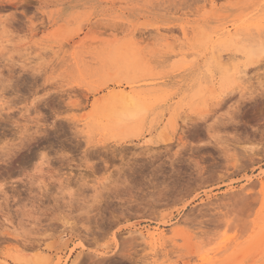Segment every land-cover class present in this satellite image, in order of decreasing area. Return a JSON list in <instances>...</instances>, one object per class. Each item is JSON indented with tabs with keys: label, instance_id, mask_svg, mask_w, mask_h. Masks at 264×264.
<instances>
[{
	"label": "rangeland",
	"instance_id": "374dc122",
	"mask_svg": "<svg viewBox=\"0 0 264 264\" xmlns=\"http://www.w3.org/2000/svg\"><path fill=\"white\" fill-rule=\"evenodd\" d=\"M9 263L264 264V0H0Z\"/></svg>",
	"mask_w": 264,
	"mask_h": 264
},
{
	"label": "bare ground",
	"instance_id": "6f19581e",
	"mask_svg": "<svg viewBox=\"0 0 264 264\" xmlns=\"http://www.w3.org/2000/svg\"><path fill=\"white\" fill-rule=\"evenodd\" d=\"M137 102H138L137 99H135L131 96H128L123 103H120L119 105L115 106L116 108H114V110H115L114 112H121L123 109H125L127 107H134V104Z\"/></svg>",
	"mask_w": 264,
	"mask_h": 264
},
{
	"label": "crops",
	"instance_id": "0c3cea01",
	"mask_svg": "<svg viewBox=\"0 0 264 264\" xmlns=\"http://www.w3.org/2000/svg\"><path fill=\"white\" fill-rule=\"evenodd\" d=\"M9 264H16V263H9Z\"/></svg>",
	"mask_w": 264,
	"mask_h": 264
}]
</instances>
